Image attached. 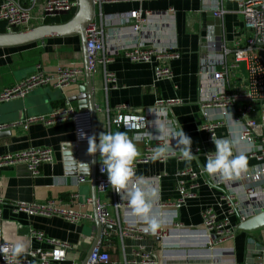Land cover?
<instances>
[{
    "label": "crops",
    "instance_id": "0c3cea01",
    "mask_svg": "<svg viewBox=\"0 0 264 264\" xmlns=\"http://www.w3.org/2000/svg\"><path fill=\"white\" fill-rule=\"evenodd\" d=\"M143 8L152 13L148 23L138 34H134L127 26L114 25L104 31L106 50L123 44L143 46H160L170 48L168 51L174 58L167 62L172 73L171 80H156L153 76L155 62H131L124 57H116L106 66L108 72L114 75L116 83L113 87L104 89L102 70L92 76V97L98 113L95 116V136L102 131H125L112 124L117 116L141 118L146 112L153 115L148 123H143L140 133L146 131L158 135L156 127L163 121V108L167 112V120L177 118L183 132L190 137L191 153L197 156L190 163L184 158H169L165 161H150L136 165L135 170L149 180L159 192V199L154 203L153 215L158 221L161 218L157 212V202L178 198L175 188L177 173L192 170L199 173L197 189L192 198L187 199L177 210L175 220L186 228L201 224L200 212L211 209L218 218L227 215V208L220 200L221 195L228 191L235 192V199L246 211L250 201L244 194L246 183L242 179L222 181L207 176L203 172L205 155L214 150V144L207 141L206 134L199 130L204 117L220 120L223 125L216 131L217 138H228L229 129H240L247 118L240 117L237 110L244 104H235V111L231 113L230 121L219 110L204 109L207 95L212 90L221 88L228 95L243 93L245 90V71L241 66L225 75L221 83L212 80L211 75L200 76L199 68L202 64L208 66L211 57L206 61V47L211 43L222 42L228 47L235 45L237 40L244 42L253 37L252 31L244 26L243 19L236 13V4L221 2L220 0H155L142 4L121 0L115 4L103 5L106 14H122L131 10ZM219 8L225 11L221 19L213 17V11ZM206 61V62H205ZM232 63V57L226 59ZM60 67L76 68L82 74L76 80L62 88H37L26 98L31 99L29 105L30 117L38 112H47L68 102L76 111L84 110L86 98L84 93L83 56L78 37L50 38L42 43H35L25 47L0 49V91L8 86L19 83L34 73L35 68H41L45 74L53 75ZM219 88V89H220ZM60 96V97H59ZM46 98L45 100L42 98ZM25 98V99H26ZM19 101V100H15ZM177 101L178 104L167 108L165 102ZM13 102V101H10ZM7 103L0 104V108ZM162 103L163 106H158ZM125 106L126 109L117 111L116 108ZM255 112L249 119H253L256 127L254 138H264V105L256 104ZM7 110V109H6ZM10 110H0V124L7 126L0 132V155H15L30 149L48 148L52 151L53 161L43 164L39 175L32 177L24 164L4 166L0 171V238L14 244L18 238H23L26 248L48 249L49 245L30 237L29 232H40L46 238L60 241L71 246L67 252L65 264L75 262L82 264L85 260L96 236L94 221L92 223H70L60 217L28 216L21 212H14L15 203H43L49 199L68 201L72 194L78 196V204L91 199L90 182L83 185L75 184V177L82 173L89 178L90 171L86 162H90L87 148L76 151L72 147L73 131L68 120L51 125L40 123L24 126V121L8 123L11 119ZM134 132L129 131V136ZM152 140L144 136L136 142L140 157L143 155L146 142ZM258 140V139H257ZM176 141L170 139V145ZM246 145L239 144L234 150H241ZM177 150H179L177 148ZM97 158V157H96ZM97 158V162H98ZM84 163V164H81ZM254 161L248 165L253 166ZM264 183V180H263ZM216 185V186H215ZM120 197V196H118ZM117 197V198H118ZM126 201V199H122ZM97 201L104 205L107 218L115 223L114 230H103L100 240L102 248L109 254L112 261L123 264L133 258L132 252L141 249L145 255L153 259V264H181L177 259L180 250L170 249L176 245L175 241L163 243V239L148 236V234L127 235L120 234L121 229L132 226L145 230L146 225L130 214L128 207L115 209V192L111 187ZM77 207V206H76ZM262 203L254 204L252 213L261 209ZM78 209V207H77ZM86 211H93L86 207ZM251 212V211H249ZM231 222L237 227V217ZM159 229V228H158ZM99 240V241H100ZM98 241V242H99ZM255 242L264 246V228L253 233L237 232L233 238L223 244L233 249L235 264H243L248 243ZM186 255V253H184ZM189 264H211L210 258L190 255ZM212 261V259H211ZM109 263V264H110Z\"/></svg>",
    "mask_w": 264,
    "mask_h": 264
},
{
    "label": "built area",
    "instance_id": "2783aa9c",
    "mask_svg": "<svg viewBox=\"0 0 264 264\" xmlns=\"http://www.w3.org/2000/svg\"><path fill=\"white\" fill-rule=\"evenodd\" d=\"M121 0H92L94 8V18L85 29V48L87 53V65L89 73L94 76L102 70L104 89L111 88L116 83L114 75L107 71L106 66L116 57H124L131 62L149 63L155 62L153 76L156 80H171L172 73L167 62L174 58L168 51L170 48L160 46H143L136 44H123L115 48L106 50L104 42V31L114 25L127 26L134 34H138L148 23L152 13L143 8L131 10L122 14H106L103 12V5L115 4ZM142 4L146 1L155 0H126V2ZM221 2H231L236 4V13L243 19L246 29L251 30L253 37L245 39L242 43L237 40L235 45L228 47L220 41L211 43L206 47V61L217 56L212 63L206 66L202 64L199 68L200 76L211 75L212 80L221 83L226 74L232 70H237L241 66L245 71V90L243 93L228 95L223 86L212 90L207 95L204 109L219 110L225 113L227 109L230 113L235 111V104H244V107L237 110L240 117L247 118L246 123L241 127V134L245 137L246 145L236 152H245L248 162L254 161L253 166L248 165L247 172L240 175L237 179H242L246 183L243 192L250 201L249 210L246 211L235 199V192L228 191L221 195L220 200L227 208V215L218 218L213 210L204 209L200 212V226L186 228L176 221V212L187 199L194 196L197 189L199 173L190 169L177 173L175 188L178 198L174 200L158 201L156 208L161 218L160 227L154 233L146 232L137 227L128 226L121 229L122 236L148 234L151 237L163 239V243L176 242L170 245L172 250H180L177 259L181 264H189L187 257L192 255L210 258L211 264H235L233 249L225 247L223 244L230 241L236 233V225L231 222L232 218L237 217V226L249 218L264 211V138H254L253 132L256 127L254 120L250 116L255 112L256 104L264 105V0H220ZM77 8L76 0H0V23L4 24L5 33H17L28 31L37 26L47 25L54 19H58L66 14L75 12ZM225 14L224 10L216 8L212 15L221 19ZM232 57V63L226 61ZM205 61V62H206ZM82 74L80 69L60 67L53 75L45 74L41 68H35L34 73L17 84L3 88L0 91V104L15 100L25 99L33 90L37 88H53L62 90L73 83ZM178 104L177 101L165 102V106L170 108ZM158 106H163L159 103ZM125 106L117 107L115 110H125ZM162 117L163 123L169 122L165 107ZM153 113L146 112L141 118L129 116H117L112 120V124L125 129V125L134 134L140 132L143 123H148ZM226 115L224 114V117ZM68 120L73 131L72 147L79 151L87 148V137L93 136L92 123L86 111H76L68 102L61 107L53 109L50 113L40 116H32L24 121V126L40 123L51 125ZM135 125V128L132 126ZM220 120H211L204 117L199 130L206 134L207 141L217 139L216 131L222 126ZM7 126L0 125V132ZM85 134V138H80V133ZM258 139V140H257ZM153 144L146 142L145 151L142 156L136 157L134 167L146 164L150 161H165L169 158L181 157L180 150L174 149V153L168 157H154V149L158 144L165 141L152 140ZM248 142L251 143L249 148ZM191 153L195 151L190 148ZM97 152V158L99 159ZM53 161L52 151L48 148L30 149L15 155H0V171L4 166L14 164H24L32 177H37L43 164ZM89 163V160H86ZM100 163L96 164L95 171V193L96 196L103 195L111 186L108 184L107 176L100 171ZM76 185L89 183L90 180L80 173L75 177ZM216 186V185H215ZM115 192V191H114ZM115 192L116 201L113 206L115 209L125 208L127 201L118 197ZM118 197V198H117ZM78 196L72 194L68 201L62 199H49L43 203H15L14 212H21L28 216H57L70 223H92L94 221V211H86V207H92V200L86 199L85 202L78 204ZM262 203L261 209H256L252 213L255 203ZM2 201L0 200V205ZM78 209H77V207ZM251 211V212H249ZM96 216L102 226L115 227V223L107 218L105 207L97 201L95 208ZM1 220V216H0ZM30 237L49 245L48 249H34L29 247L27 254L20 258V264H65L66 254L71 250V246L52 239L46 238L40 232H29ZM169 240V242H167ZM0 243H7L0 238ZM186 253V255L184 254ZM133 258L126 260L123 264H153V259L145 255L141 249L132 252ZM212 259V261H211ZM109 254L102 248L101 240L89 254L86 264H109ZM0 264L5 261L0 258ZM70 264H76L72 262ZM110 264H121L111 262ZM243 264H264V246L255 242L248 243Z\"/></svg>",
    "mask_w": 264,
    "mask_h": 264
},
{
    "label": "clouds",
    "instance_id": "9594fccd",
    "mask_svg": "<svg viewBox=\"0 0 264 264\" xmlns=\"http://www.w3.org/2000/svg\"><path fill=\"white\" fill-rule=\"evenodd\" d=\"M224 114L230 121H233L232 115L227 109ZM124 127L125 131L109 130L102 131L95 137L88 136L87 153L90 155L99 153L100 171L106 174L111 189L120 196V199H126L130 214L145 223V231L154 233L160 227L159 221L153 215V206L159 199V192L147 178L136 173L134 161L139 155L136 142L144 136L150 140L163 139L165 142L158 144L154 149L155 158L168 157L177 148L186 162L190 163L197 156L191 154L192 141L183 132L177 118L156 127L158 135L155 136L148 131L137 132L129 136L131 129L127 125ZM135 127V125L132 126V128ZM80 138H85L83 132L80 133ZM170 139L176 141L175 146L170 145ZM243 142H245V137L238 128H230L228 138L212 140L214 150L211 151V154L208 152L205 155L203 172L209 177L222 181H234L246 173L248 159L245 152L234 151L237 145ZM248 144L251 148V143L248 142ZM26 254L27 248L22 237L18 238L11 246L7 243H0V258L5 261V264H20V258Z\"/></svg>",
    "mask_w": 264,
    "mask_h": 264
},
{
    "label": "water",
    "instance_id": "95a60500",
    "mask_svg": "<svg viewBox=\"0 0 264 264\" xmlns=\"http://www.w3.org/2000/svg\"><path fill=\"white\" fill-rule=\"evenodd\" d=\"M77 8L74 15L65 23L61 24H48L37 26L28 31L17 32V33H0V49H11L25 47L35 43H42L46 39L50 38H65V37H78L81 47V52L83 56V72H84V93L86 98V106L84 110L86 111L91 119L92 123V133L95 137V116L98 113L96 106L93 102L92 97V77L88 70L87 65V53L85 48V29L92 22L94 18V8L92 0H76ZM60 97V96H59ZM46 99V98H42ZM31 99L26 98L19 101H13L6 105H3L0 110L7 111L10 110L12 113L11 119L6 120L8 123H18L23 121L25 118L30 117L28 111ZM7 109V110H6ZM52 111L49 108L47 112H38L36 116L45 115ZM34 116V115H33ZM1 125V124H0ZM97 153L90 155L89 162V180L91 186V200L94 211V224L96 228V236L92 243V246L82 264H86L89 254L96 247L98 241L100 240L102 231L114 230L109 226H102L96 216L95 208L97 203V196L95 193V171L97 164ZM264 228V211L256 214L255 216L249 218L247 221L239 224L236 228L237 232L253 233L257 230Z\"/></svg>",
    "mask_w": 264,
    "mask_h": 264
},
{
    "label": "trees",
    "instance_id": "16d2710c",
    "mask_svg": "<svg viewBox=\"0 0 264 264\" xmlns=\"http://www.w3.org/2000/svg\"><path fill=\"white\" fill-rule=\"evenodd\" d=\"M75 12H72L70 14H66L58 19L51 20L49 22H46L48 24H61L67 22L71 17L74 15ZM0 33H5L4 31V24L0 23ZM109 261H112L110 256H109Z\"/></svg>",
    "mask_w": 264,
    "mask_h": 264
},
{
    "label": "rangeland",
    "instance_id": "374dc122",
    "mask_svg": "<svg viewBox=\"0 0 264 264\" xmlns=\"http://www.w3.org/2000/svg\"><path fill=\"white\" fill-rule=\"evenodd\" d=\"M83 202H85V200Z\"/></svg>",
    "mask_w": 264,
    "mask_h": 264
}]
</instances>
